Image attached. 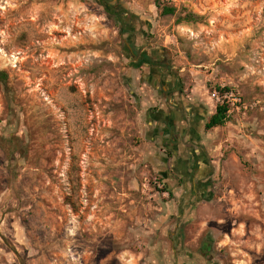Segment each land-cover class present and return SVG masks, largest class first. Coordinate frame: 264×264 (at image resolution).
Wrapping results in <instances>:
<instances>
[{
    "label": "rangeland",
    "instance_id": "rangeland-1",
    "mask_svg": "<svg viewBox=\"0 0 264 264\" xmlns=\"http://www.w3.org/2000/svg\"><path fill=\"white\" fill-rule=\"evenodd\" d=\"M119 1L141 36L98 0H0V264H264V0H164L173 16ZM133 41L179 105L232 106L198 147L210 174L188 225L194 190L166 186L157 133L173 104Z\"/></svg>",
    "mask_w": 264,
    "mask_h": 264
},
{
    "label": "crops",
    "instance_id": "crops-1",
    "mask_svg": "<svg viewBox=\"0 0 264 264\" xmlns=\"http://www.w3.org/2000/svg\"><path fill=\"white\" fill-rule=\"evenodd\" d=\"M183 105L187 107L186 113L181 112ZM183 105L174 103L169 107L170 113L162 111L163 115L159 117L160 124L157 127V133L159 130L160 132L169 130V124L173 127L174 133L171 136L162 137L161 135L166 146L168 144L166 149L173 154V163L166 172L165 182H167L166 186L171 190V193H175V197L180 194V189H184V191L189 189V192L194 190L191 193L195 196L189 193L182 200H178L179 217L183 219V224L188 225L196 219V206L205 201L210 171H208V162L201 156V149L199 150L198 147L203 148L207 145L208 134L212 130L207 131L205 127L215 112L209 113L206 107L201 108L194 101H188ZM163 125L166 126V129H161ZM214 130L218 132L220 128ZM207 203L204 202L205 205ZM173 206L174 204H172L171 210H173Z\"/></svg>",
    "mask_w": 264,
    "mask_h": 264
},
{
    "label": "flooded vegetation",
    "instance_id": "flooded-vegetation-1",
    "mask_svg": "<svg viewBox=\"0 0 264 264\" xmlns=\"http://www.w3.org/2000/svg\"><path fill=\"white\" fill-rule=\"evenodd\" d=\"M108 1V0H107ZM99 2V0H98ZM100 3V2H99ZM110 4H114V10L115 13L118 15L116 17L118 23L120 25H124L128 31V35L130 37H138L141 36V31L139 28L136 29V27L133 28H129V20H127L130 15L125 13L123 11V8L121 6L117 5L116 1H111ZM103 5V4H101ZM129 37V38H130ZM128 49L129 52L132 56V58L134 59V64H138L144 57H149L152 59L151 63H146L144 64V66L141 69H149L151 71V76H152V84L155 85L156 87V91H159L160 93V97H161V102H163V104L167 105V104H174L175 105H179L180 103H182L183 99L182 97H179L177 93V90H174L172 88V84L169 81H166V77L167 75L169 76L170 72L168 69H166V65L165 62H161V61H155L154 57L152 55H150L149 53H147L145 50H141L140 48H138L134 41L133 42H129L128 43ZM169 78V77H168ZM168 82V83H167ZM175 99V100H174ZM181 112L182 113H186L187 112V107L185 105L182 106L181 108ZM157 119V117H156ZM169 130L166 131H161L162 132V137L164 136H171L174 131H173V127L171 124H169ZM176 133V132H175ZM207 248L209 249L210 246L208 244ZM207 249V251H208ZM210 264L212 262V259L208 261Z\"/></svg>",
    "mask_w": 264,
    "mask_h": 264
},
{
    "label": "trees",
    "instance_id": "trees-1",
    "mask_svg": "<svg viewBox=\"0 0 264 264\" xmlns=\"http://www.w3.org/2000/svg\"><path fill=\"white\" fill-rule=\"evenodd\" d=\"M111 1H116L117 5H119V3H120L119 0H108V1L107 0H99L100 4H103L105 7L108 6V10L110 12H112L115 10H114V4L113 5L110 4ZM157 5H158V8H161L163 10V12H162L163 16H173L176 13V9L171 8L168 4L164 3V0H157ZM151 62H152L151 58L144 57L138 64L135 65V67L137 69H140L144 66V64L151 63ZM7 81H8V75L5 72L0 71V82L6 84ZM216 91L218 92V94L222 98H224V96L227 93L232 92V90L229 88H220V87H218L216 89ZM231 108H232L231 104L226 102V101L219 104L216 108L215 114L211 117V119L207 123V125L205 127L206 130L211 131V130H214L217 128H224L228 124V122L230 121Z\"/></svg>",
    "mask_w": 264,
    "mask_h": 264
},
{
    "label": "built area",
    "instance_id": "built-area-1",
    "mask_svg": "<svg viewBox=\"0 0 264 264\" xmlns=\"http://www.w3.org/2000/svg\"><path fill=\"white\" fill-rule=\"evenodd\" d=\"M160 188H163L164 187V185H161V184H158V183H156Z\"/></svg>",
    "mask_w": 264,
    "mask_h": 264
}]
</instances>
